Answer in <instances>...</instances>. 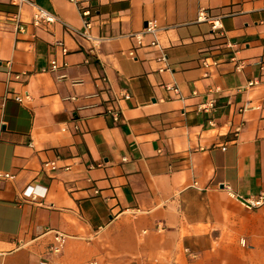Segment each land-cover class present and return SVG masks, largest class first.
I'll return each instance as SVG.
<instances>
[{"label":"crops","instance_id":"obj_1","mask_svg":"<svg viewBox=\"0 0 264 264\" xmlns=\"http://www.w3.org/2000/svg\"><path fill=\"white\" fill-rule=\"evenodd\" d=\"M33 1L91 39L0 0V264H264V0Z\"/></svg>","mask_w":264,"mask_h":264},{"label":"built area","instance_id":"obj_2","mask_svg":"<svg viewBox=\"0 0 264 264\" xmlns=\"http://www.w3.org/2000/svg\"><path fill=\"white\" fill-rule=\"evenodd\" d=\"M13 2L18 5L21 6L23 4H26L28 6L31 7L32 9V17H31V21L30 24L34 27H38V26H47L56 22H60L62 23L69 31L90 40L91 36L89 34V29H90V20H89V15H90V11L88 9H81V15L83 17V21H84V28L82 30H78L75 29L73 27H71L70 25L64 23L60 18H58L56 15L52 14L51 12L45 10L44 8L38 6L37 4L34 3L33 0H13ZM13 22L15 23L16 26V30L17 32H24L26 29V26L20 21L18 15L13 16L12 18ZM197 21H206L209 22L211 24V28L212 29H217L220 27V23H219V19L218 18H212L209 17L206 12L204 10H200L198 13V17H197ZM157 27L154 23L152 22H148L146 27L144 28V30L142 32L139 33H135L134 36L137 37V39H140V36L142 33L144 32H151L154 33L156 32ZM61 45V43H58ZM152 45H156L155 42L151 43ZM62 51L65 53L66 49L63 47ZM130 56H133V52H129ZM158 60L164 64V67L160 68V69H164L166 68L165 63L167 60V54L165 52H162L159 57ZM58 67L57 62L55 60H52L50 62V66H49V70H55ZM20 77L19 74H15L14 78L18 79ZM257 83L256 80H252L248 82V86H254ZM174 90H176L174 88ZM129 95L128 94H124V98H128ZM15 99L17 101H21L22 98L19 96H16ZM1 101H0V105H1ZM213 107V102L212 101H208L204 104H201L199 106V109L202 110H209ZM108 113L111 114L114 118V120L118 119V110H116L115 108L113 109H109ZM44 166H50L52 168L55 167L54 162H49V163H45ZM4 178H13V175L8 174V173H3L1 175ZM23 195L26 197H34L35 195H37L36 193V189L35 187H30L27 186L25 188V190L23 191ZM240 202L241 204L246 208V209H255L260 207L261 205H264V193L259 194L258 196L255 197H241L240 198ZM66 237L64 234L56 232L54 234L53 237V241L52 243L48 246V253L55 255V254H59L66 242ZM39 264H49V261L47 259H42Z\"/></svg>","mask_w":264,"mask_h":264},{"label":"rangeland","instance_id":"obj_3","mask_svg":"<svg viewBox=\"0 0 264 264\" xmlns=\"http://www.w3.org/2000/svg\"><path fill=\"white\" fill-rule=\"evenodd\" d=\"M61 253V252H60ZM59 253V254H60ZM56 255H58V254H56ZM86 264H97V263H95V259H91V260H88L87 262H86Z\"/></svg>","mask_w":264,"mask_h":264}]
</instances>
